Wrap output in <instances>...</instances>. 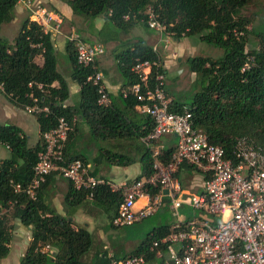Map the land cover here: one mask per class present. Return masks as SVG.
Wrapping results in <instances>:
<instances>
[{"label":"trees","instance_id":"trees-1","mask_svg":"<svg viewBox=\"0 0 264 264\" xmlns=\"http://www.w3.org/2000/svg\"><path fill=\"white\" fill-rule=\"evenodd\" d=\"M63 1L76 16L86 20L106 16L110 24L125 32L136 25L151 30L148 14L151 8L166 33L176 39L198 35L209 46L222 50L223 55L215 60L195 57L188 61L200 87L185 101L172 99L170 110L174 113L189 111L194 128L202 131L210 143L223 147L228 157L232 156L237 140L245 136L264 148V28L259 32L248 30L252 21L243 15V11L249 0ZM18 2L0 0V30L3 24L13 20ZM250 33L257 36L259 47L247 51ZM74 48L67 42L71 77L80 86V103L69 106L70 86L58 69L57 50L50 33L45 34L38 24L28 19L13 44L0 40V85L3 86L0 92L17 108L25 110L33 105L30 97L33 94L42 106L50 109L49 113L36 115L40 141L35 146L29 145V139L20 127L0 123V144L8 147L11 153L9 158L0 160V260L10 254L15 220H18L32 230V242L20 264H109V260L102 257L98 261H87L93 247L92 235L86 229H75L70 217L59 214L47 200V188L55 174L47 178L35 200L23 192H16L13 186H25L32 180L38 155L45 145L43 136L58 126L61 117L73 125L65 149L69 160L88 161L85 155L69 157V143L78 131L79 119L85 122L96 141L124 138L142 141L153 130V120L137 110L145 103L133 95L124 98L121 92L118 100L110 94L112 104L108 107L99 105L98 88L87 82L92 69L77 63ZM39 57L43 59V65L36 62ZM160 57L153 46L142 41L118 53L115 60L117 70L125 80L123 88L138 82L131 71L137 59L158 60ZM163 72L167 76L166 69ZM39 85H42L41 89ZM175 149L162 150L164 163L171 161ZM108 155L111 165L134 163L126 155ZM140 162L143 176L137 180L153 174L152 152L147 147ZM92 175L96 176V173L92 172ZM88 199L86 192L77 191L70 184L64 204L76 210ZM121 201L120 192L101 186L95 190L91 203L100 206L113 220ZM169 233V226L154 230L132 255H144L147 262L155 260V252L149 249L151 243ZM47 247L50 250L46 251Z\"/></svg>","mask_w":264,"mask_h":264},{"label":"built area","instance_id":"built-area-1","mask_svg":"<svg viewBox=\"0 0 264 264\" xmlns=\"http://www.w3.org/2000/svg\"><path fill=\"white\" fill-rule=\"evenodd\" d=\"M27 5L32 21L45 34L60 33L63 24L60 16L43 6ZM148 14L150 28L166 33L154 12ZM67 39L75 47L77 63L92 69L87 82L98 88L99 105L110 106L112 98L97 65L106 53L105 47L100 43L84 42L75 31ZM164 69L161 57L158 60L137 59L131 71L138 82L122 91L124 98L133 95L145 103L137 110L153 120L152 132L142 139L152 152L151 176L116 184L92 175L89 163L81 159L69 160L65 149L73 125L61 117L58 126L43 136L45 145L38 155L34 177L25 186L12 182L15 191L35 200L41 186L53 174L68 180L75 190L86 192L90 200L96 189L109 186L113 192L122 194L117 215L112 220L113 227L118 229L143 222L159 211L163 200L169 198L176 222L168 235L154 240L149 248L162 264H264V148L245 136L237 140L232 156L228 157L223 147L210 143L202 131L194 128L189 111L174 113L170 110L172 99L167 94ZM29 86L32 88L33 84ZM0 90L3 91L2 85ZM30 97L33 105L25 108L28 114L50 112L48 106L41 105L39 98L33 94ZM164 136H174L178 140L169 163L163 162V152L156 146ZM185 165L204 176L200 192L188 194L187 200L178 178ZM140 201L145 202L144 206L137 207ZM184 203L201 215L183 220L179 209ZM108 260L109 264L147 262L144 255Z\"/></svg>","mask_w":264,"mask_h":264},{"label":"crops","instance_id":"crops-1","mask_svg":"<svg viewBox=\"0 0 264 264\" xmlns=\"http://www.w3.org/2000/svg\"><path fill=\"white\" fill-rule=\"evenodd\" d=\"M28 3L35 4V6L36 5L43 6L47 10L51 11L53 14H56L62 18L63 24L60 29V34L56 37L55 36L56 32L51 33L55 48L57 50V54L60 53V48L58 46L65 45L66 48L67 36L71 34L73 31L78 33L79 32L78 30H80L83 36L85 34L90 36L91 34H93V32L90 33V31H93L94 29V31H96L95 34H98L100 30L105 28L108 24L110 25L109 27L113 29V31L114 30L116 32L120 31L106 20V16H100L93 20H85L79 16H76L73 13L71 7L63 0H19L14 10L13 20L3 24L1 27L0 40H4L9 42L10 44H13L21 31L24 21L28 19H30L31 21L33 20L32 13L27 5ZM143 27L144 26L136 25L127 32L121 31L124 34V37L121 39L118 38L117 35H116L117 38L116 40L112 38L109 41L102 38H96V37L92 38L93 41L91 42L101 43L107 48V53L98 60L97 65L100 71H102L104 75V83L107 90L109 91V93L113 98L116 97L118 100L120 98L119 97L120 93L122 92V90L126 88H123L125 82L117 70V63L115 57L121 51H124L125 49L132 47L134 44L140 41L144 42L145 44H148L147 41L145 40L146 35L138 33V30L139 29L141 30ZM160 36L161 38H163V34L162 35L160 34ZM181 40L183 39H180L179 41ZM155 42H157V40ZM155 42L148 45L153 46L155 50L158 52L157 50L158 44ZM178 43L180 42L176 43V47H175L176 49L179 48L177 46ZM168 44L169 41H167V44L164 46V50H163L164 53H167L169 51ZM107 46H110V48ZM109 50H111L112 51L111 53L113 54L110 55ZM40 58L41 57H39V59H36V62L39 65H43V59L40 60ZM68 68L70 70L69 72H71L70 63ZM59 71L62 73L60 69ZM62 74L65 75L68 80L71 96L74 94L73 92H75V94L78 93L80 95V86L76 83L75 79L71 78L73 79V81L71 82L69 79L70 77H68V75H66L65 73ZM1 95L3 94L0 92V96ZM6 100L7 102L2 101L0 103V123L4 125H16L20 127L27 135L29 132V123H33V121L25 117L22 118V116H20L17 113V107L11 104L10 101H8V98H6ZM69 100L67 101V104L69 106H75L80 103V101L78 103L76 101L75 104H72V102H70ZM33 116L36 119L34 121V129L39 132V137L36 139L34 144L31 145L29 143L30 146H35L40 141L39 123L37 121V116L36 115ZM77 126H78V131L75 133V136L71 139L69 143L70 144L69 157L71 156L74 158L77 155L80 156L85 154L88 159L87 163L91 165L92 172H95L97 177L112 181L116 184H121L124 182L130 183L133 180H137L140 176H143V166L140 161L146 147L142 141L124 138V139H116V140L112 139L105 141L99 140L96 141L97 143L90 142L92 141L91 140L92 137L89 133L88 126L85 124V122L82 119H79ZM176 143H177L176 137L164 136L163 138H161L160 141L156 143V146L161 150H163L170 147H176ZM111 153L126 155L132 158L134 160V163L129 166L111 165L110 162L108 161V157H109L108 154ZM10 156L11 153L8 147L0 144V160L7 159ZM178 178L181 182L183 190L185 191V193H187L184 196L186 200L190 196L188 194L199 193L204 182L203 174L200 171H197L189 166H185L182 168V171L179 173ZM70 184L71 183L68 180L56 175V177L53 178L51 184L47 188L46 196H47V200L52 204V206L56 209V211L59 214L70 217V219L74 222L75 229H79V228L86 229L92 235L93 247H92L91 255L87 258V261L89 263L93 260L98 261L100 257H102L103 260L108 261L110 257L122 258V257L131 256L132 253L145 240H143L141 243L135 244L130 241V235L119 234L113 231L112 229L120 230L124 228L118 229L113 227L111 215L103 211L100 208V206H96L95 204L91 203L90 199H88V201L80 205L76 210H71L68 207H66L64 204L65 195L69 191ZM166 199L169 198H165L163 202ZM144 203H145L144 201L138 202L137 207L144 206ZM169 209L173 215L171 206L169 207ZM186 209H193V208H191L188 205V203H184L182 207L179 209V214L182 217V219L185 221L191 218V216H187L188 212ZM193 212L195 213L194 210ZM175 222L176 219H174L171 223L166 225L170 227V231L172 226L175 224ZM15 225L16 228L13 232V240L10 245V254L7 258L0 260V264H20L23 256L25 255L26 251L28 250L32 242L31 228L23 226L21 222L18 220H15ZM151 234L152 232L149 235ZM45 250L47 251L50 249L49 247H47ZM94 253L95 255L93 257L92 254ZM146 264H162V261L156 258L155 260L146 262Z\"/></svg>","mask_w":264,"mask_h":264},{"label":"rangeland","instance_id":"rangeland-1","mask_svg":"<svg viewBox=\"0 0 264 264\" xmlns=\"http://www.w3.org/2000/svg\"><path fill=\"white\" fill-rule=\"evenodd\" d=\"M149 10H150L149 12L151 13L152 9L150 8ZM243 15L252 21V23L248 27V30L254 29L255 32L262 31L264 28V0H249V4L244 9ZM109 26L110 25L108 24L105 28L100 30L98 34H95L96 31H94V29L92 28L93 31H90V33L93 32V34H91L90 36L86 34L83 36L81 31L78 30L79 31L78 35L86 43H91V44L95 43V42H91L93 41L92 38L94 37L102 38L107 41L111 40L112 38L116 40L117 39L116 35L120 39L124 37L123 32L121 31L116 32L115 30L113 31V29H111ZM139 30L138 33L146 35L144 36L146 37L145 40L147 41L148 44H152L157 40V42H155L158 44L157 50L158 53L163 58L167 72V94L171 99L176 98L185 101L187 98H190L192 95H194V93H196L200 87L197 84L198 77L196 76V74L192 73L189 69L188 61L190 59L195 57H202V58H209L211 60L213 59L215 60L223 55L222 50L209 46L208 44L203 42L198 35L189 38H184L183 40L179 41L180 39H176L172 35L165 32L162 33L163 38H161L160 36L161 32L153 31L154 29H151L152 30L151 31L143 27L140 30V32ZM59 34L60 33H56L55 36L57 37ZM248 40L249 43L247 46V51H250L252 48L259 47V43H258L259 40L254 33H250L248 35ZM167 41H169L168 44L169 51L167 53H164L163 50H164V46L167 44ZM67 42H69L68 39ZM177 42H180L177 44V46L179 47L178 49L175 48ZM58 47L60 48V53L57 54L58 69H60L62 73L68 75V77H70L69 78L70 81L72 82L73 79H71L72 78L71 72H69L70 70L68 68L70 61L67 55L65 45ZM107 47L110 48V46ZM105 49L107 53V48L105 47ZM111 52L112 51L109 50L110 55L113 54ZM41 59L42 58H40V60ZM73 93L74 94L71 96L69 101L72 102V104H75L76 101L77 103L80 101V95L78 93L75 94V92ZM6 98L7 97L4 94L1 95L0 103L2 101L7 102ZM17 113L20 116H22V118L25 117L33 121V123H29V132L27 134V137L29 139V143L31 145L34 144L36 139L39 137V132L34 129V121L36 120L35 117L32 114L28 115V113L21 108H17ZM91 140L92 141L90 142L97 143L96 140L92 138ZM163 203H164L163 206L159 209V211L156 214H153L152 216L144 220L142 223L120 230L117 229H112V230L119 234L130 235V241L135 244L141 243L143 240L147 238V236L151 232L154 231V229L164 227L175 219L169 209V207L171 206L169 199H166ZM186 210L188 212L187 213L188 215L187 214L186 215L191 216V218L189 219H192L196 216L199 217L201 215L199 211L194 213L193 209H186ZM94 255L95 253L92 254L93 257Z\"/></svg>","mask_w":264,"mask_h":264},{"label":"water","instance_id":"water-1","mask_svg":"<svg viewBox=\"0 0 264 264\" xmlns=\"http://www.w3.org/2000/svg\"><path fill=\"white\" fill-rule=\"evenodd\" d=\"M165 194H167V192H165Z\"/></svg>","mask_w":264,"mask_h":264}]
</instances>
